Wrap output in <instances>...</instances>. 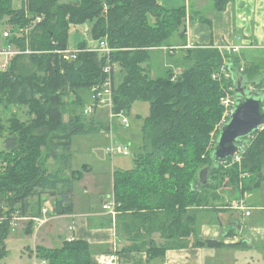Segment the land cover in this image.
<instances>
[{
	"label": "trees",
	"instance_id": "obj_1",
	"mask_svg": "<svg viewBox=\"0 0 264 264\" xmlns=\"http://www.w3.org/2000/svg\"><path fill=\"white\" fill-rule=\"evenodd\" d=\"M25 1L28 14L25 7L14 6L15 2L25 5ZM213 1L217 11L232 2ZM41 17L29 42L3 38L4 46L16 44L22 52L32 53L16 56L9 70L0 73V114L12 106L27 107L30 117L26 122L12 118L7 127L0 116V139L4 140L0 150V261L7 256L6 241L15 218L28 221L25 234L32 236L34 219L42 216L48 198L54 215L74 213V186L83 179V171L72 168L74 138L109 129L103 122L97 124L96 114L84 113L86 92L92 98V89L105 80L107 59L85 51L74 62H67L56 53L69 49L71 26L83 24L91 26L93 39H107L115 49L111 62L119 65L123 79L116 86L114 78V113L129 116L136 102L150 104L144 144L134 151V168L114 173L116 226L119 235L131 242L119 252H146L152 262L164 259L170 249L190 245L248 248L242 242L227 245L202 239L198 221L202 213H218L221 206L229 210L231 203L224 194L233 191L244 197L264 180V129L246 139L240 164L214 160L224 88L235 89V78L240 76L264 94V63L247 62L239 54L213 47L181 48L180 55H174L173 63L164 68V75L153 77V53L175 48L176 38L186 44V6H161L158 0H78L76 4L0 0V22L6 20L12 31L31 27ZM78 48L86 50L87 46L82 42ZM223 71L230 77L213 78ZM50 159L56 165L53 171L45 166ZM205 168L210 172L203 185L199 175ZM227 179L230 190L222 195ZM228 197V201L233 199ZM155 234H160L163 244L154 242ZM32 254L46 264H92L94 250L85 241L72 240L53 249L37 246Z\"/></svg>",
	"mask_w": 264,
	"mask_h": 264
},
{
	"label": "crops",
	"instance_id": "obj_2",
	"mask_svg": "<svg viewBox=\"0 0 264 264\" xmlns=\"http://www.w3.org/2000/svg\"><path fill=\"white\" fill-rule=\"evenodd\" d=\"M158 3L166 7L182 5L187 7L186 44H183L179 38L174 39L176 45L174 47H178V50L195 47H213L223 50L227 46H236L241 48L239 55L245 61L255 64L264 63L262 59L264 57V0H232L224 11L215 10L213 0H158ZM177 51L172 55H176ZM166 66L169 65L165 64ZM87 166L90 170H87ZM87 166L83 169V179L80 183L78 182L84 186L85 194L90 193L89 180L93 178V170L89 165ZM114 173L107 175L109 187L99 193L101 204L90 200L78 202L74 195L73 214L56 216L51 213L49 222L44 226L38 227L36 224L33 235L28 236L33 239V247L23 246L20 258L24 259L25 255H28L33 259L34 264H38L39 262L32 254L37 246L53 249L61 247L65 241L79 240L92 246L94 250L92 264H100V258H104L105 262L113 261L112 264H207L209 259L205 256L208 255L207 247L192 248L190 245L186 249H170L166 252L164 259L152 262L148 261L146 252H119L121 248L131 245V242L119 235L115 219L103 210V205L114 196ZM226 196L233 198L230 201L227 199V202H232L229 210L221 206L219 207L221 211L216 214L222 217L225 214L228 223L213 224L211 218H215L214 215L201 220V216L204 215L202 213L198 221L199 232L200 237L205 240L224 241L227 245H236L240 242L248 245V248H209L227 251L226 255L221 256L227 259L217 260L218 264H237L240 249H250L254 244L264 248V206L257 200H252L250 205L247 193L244 197L242 195L238 197L232 191ZM241 204L251 211L250 216L246 215V211L237 208ZM254 210L259 213L254 214ZM235 213L249 220L243 224L241 220L234 217ZM230 233H234V236L227 237ZM153 240L157 244L164 243L160 234H155Z\"/></svg>",
	"mask_w": 264,
	"mask_h": 264
},
{
	"label": "rangeland",
	"instance_id": "obj_3",
	"mask_svg": "<svg viewBox=\"0 0 264 264\" xmlns=\"http://www.w3.org/2000/svg\"><path fill=\"white\" fill-rule=\"evenodd\" d=\"M78 0H63V3L69 4H76ZM22 2H15V8H21ZM12 27L7 24L6 20L0 22V49L2 48L4 39L3 35L5 32L11 31ZM91 26L88 24L78 25V26H71L70 28V35H69V49H78V44L84 42L87 47L96 46L97 42L100 40H95L92 38L91 33ZM105 40V39H104ZM190 49V48H189ZM176 53V52H175ZM180 55V53L178 54ZM176 56V55H175ZM171 56L165 51H156L153 53V61L152 64L154 65L153 77H159L164 75V68L165 64L169 65L173 63V58L169 59ZM264 59V57L262 58ZM249 61V60H248ZM251 62V61H249ZM173 66V65H172ZM177 73L181 72V69L176 71ZM116 86L122 82L123 75L116 72ZM228 92L227 88H224V95ZM85 95V94H84ZM71 101V100H70ZM86 102L87 106L93 104L91 98V92H86ZM86 109V108H85ZM150 115V104L147 102H136L133 104L130 114L128 116L130 128L124 129L119 125V121L114 119V123L110 126V117L104 111H98L95 115V120L97 124H106L109 126L108 131H103L100 133L89 134L84 136H77L74 138L73 145L71 148L72 154V168L73 170L83 171V169L89 165L93 170V178L90 181V188L91 191L88 194L84 193V186L76 183L74 186V195L78 199V202H87L88 200L95 202L96 204H101L99 193L101 191H105L109 187V180L107 175H112L113 172L119 170H130L134 168L135 161H134V151L139 150L140 147L144 144V137H143V127L145 124V120ZM1 119L4 126H9V120L12 118H19L23 122H26L30 119L28 116V108H18V107H10L9 109L1 110ZM225 116V109L222 120ZM218 124L217 128L220 130V124ZM103 122V123H102ZM103 124V125H104ZM105 125V126H106ZM113 134V135H111ZM112 136V137H111ZM4 140L0 139V150L4 149ZM113 141V145L118 147L119 145H128L132 147V154L129 156L123 155H115L112 159L106 153V149ZM45 166L50 171H53L56 168L55 162L50 159ZM88 167V166H87ZM264 175V174H263ZM229 179L226 180V186L224 187L225 191L222 193L229 192L230 186L227 185ZM226 201L227 196L224 194ZM240 193L238 192V197H240ZM247 200L251 205L252 200H257L259 203L264 206V180L262 181L260 188L257 191L252 192L249 190L247 192ZM48 203H45L43 208L47 206L51 210L53 207L52 200L48 198ZM82 202V203H83ZM232 203V202H230ZM48 204V205H47ZM229 204V203H228ZM255 211V213H254ZM254 214H258L257 210H254ZM207 212L201 216V220H206L211 218L209 216L214 215L215 218H211L213 224H222L228 223V218L224 216H218L216 213L209 212L208 215H205ZM263 213L262 211L260 212ZM227 214V213H226ZM241 215L235 213V218L242 221L245 224L249 219H243L240 217ZM28 226V221L26 219L15 218L12 224V232L9 238L6 241V248H7V256L0 261V264H34L33 259H31L28 255H25L24 259H21V249L23 246H30L33 247V239L28 237L25 234V229ZM154 236V235H153ZM152 236V239H153ZM254 244L250 249H240V252L237 255L238 263L237 264H264V248L258 247ZM255 248V249H253ZM208 255L206 254L207 264H218L217 260H226L227 258H222L221 256L226 255L227 251H217L211 250L208 248ZM210 252V253H209ZM210 254V255H209ZM21 260V261H20Z\"/></svg>",
	"mask_w": 264,
	"mask_h": 264
},
{
	"label": "built area",
	"instance_id": "obj_4",
	"mask_svg": "<svg viewBox=\"0 0 264 264\" xmlns=\"http://www.w3.org/2000/svg\"><path fill=\"white\" fill-rule=\"evenodd\" d=\"M25 7L26 13L28 14V3L25 1L21 3V8ZM43 21V18H37L35 23L28 28H21L19 30L15 31H8L5 32L3 35V38H12L16 37V39H27L29 42L30 35L32 31L34 30L35 26ZM164 51L169 52L170 54H174L175 51L178 50V47L175 48H162ZM222 53L227 52L228 54H239L241 48L236 47V46H227L223 50L219 49ZM93 52V53H98L102 56H104L108 63L104 67L103 73L105 75V80L103 84L97 85L92 89V101L93 104L90 106H87L86 109L84 110V113L87 116H92L96 114L99 110L106 112L109 117H110V126L113 125L114 119L119 121V125L124 128V129H129L130 128V123L128 116L125 115L124 113H119L116 114L114 113V78L116 75V72L119 70V65L117 63L111 62V55L115 51V49L111 48L109 46V43L107 39L105 40H100L97 42L96 46H89L87 47L86 50H81V49H67L64 51H56V53L60 54L62 58L67 61V62H74L75 60L78 59V56L82 52ZM23 53L26 54H31L32 52L27 50L26 52H22L21 49L18 48L16 44L10 45V46H2L0 49V73H6L13 61V59L21 55ZM243 71V69L241 70ZM222 77L224 78H229L230 74L226 71L219 72L214 74L213 78L214 79H221ZM234 88L229 87L228 92L224 97L221 99V104L225 109V116L222 120V123L220 124V130L223 128V126L227 123V121L230 119V116L233 113L235 104H236V99L233 94ZM264 129V126L261 127V130ZM113 135V134H111ZM112 137V136H111ZM111 141V144L108 146L106 149V153L109 157L112 159L115 157V155H123V156H129L132 154V147L128 145H119L118 147H115ZM244 146L240 148L239 152L233 157L232 163H241L242 158H243V150ZM48 203V202H46ZM48 205V204H47ZM118 204L116 203L114 197L110 198L107 203L103 205V210L106 211L113 219H116L118 216L119 212L117 210ZM240 210L246 211V215L250 216L251 211L247 210L246 206L244 204H241L237 206ZM53 213V208L51 210L47 206L46 208H43L42 210V216L40 218L34 219L38 227L44 226L46 223L49 222V215ZM100 264H112L113 261H104V258L99 259ZM38 264H46V262H39Z\"/></svg>",
	"mask_w": 264,
	"mask_h": 264
},
{
	"label": "water",
	"instance_id": "obj_5",
	"mask_svg": "<svg viewBox=\"0 0 264 264\" xmlns=\"http://www.w3.org/2000/svg\"><path fill=\"white\" fill-rule=\"evenodd\" d=\"M236 104L230 119L221 129L218 142L214 148V160L226 162L239 152L246 144V139L264 126V94L256 92L244 77L235 78ZM209 168L200 172L199 181L208 183Z\"/></svg>",
	"mask_w": 264,
	"mask_h": 264
}]
</instances>
